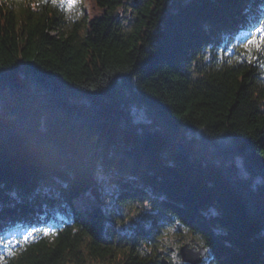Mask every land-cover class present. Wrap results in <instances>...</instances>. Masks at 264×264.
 I'll use <instances>...</instances> for the list:
<instances>
[{
    "label": "trees",
    "instance_id": "obj_1",
    "mask_svg": "<svg viewBox=\"0 0 264 264\" xmlns=\"http://www.w3.org/2000/svg\"><path fill=\"white\" fill-rule=\"evenodd\" d=\"M87 1L0 0V264H264V0Z\"/></svg>",
    "mask_w": 264,
    "mask_h": 264
},
{
    "label": "rangeland",
    "instance_id": "obj_2",
    "mask_svg": "<svg viewBox=\"0 0 264 264\" xmlns=\"http://www.w3.org/2000/svg\"><path fill=\"white\" fill-rule=\"evenodd\" d=\"M59 4V7L62 9V11L65 13L68 19H70V15L74 12H76L77 16L82 17L83 14H85L89 8L88 1L87 0H55ZM136 2L139 0H135ZM143 1V0H141ZM75 4V7H70V5ZM128 15V14H127ZM123 24L125 25L128 23L126 16L121 17ZM113 202H108L106 204V213L108 217H112L113 213H111V210H113ZM117 215V224L116 227H119L122 230H125L131 226L137 225L145 216V207L143 208L140 204H133L130 206H127L126 208H123L121 211H116ZM111 222V219H110ZM173 229H169L165 233L166 243H168V240L171 235L173 234ZM29 235V234H28ZM27 235V236H28ZM16 239L13 236H6V237H0V261L2 260V257L7 255L12 249L15 247ZM196 241L194 240L191 242L193 245ZM198 243V242H196ZM199 246L203 247L198 243ZM161 259L164 260L167 264H169L168 261H171V259H175L176 255H178V251L174 250L171 254L164 257L163 252L161 251ZM206 256H204L203 261L204 262ZM179 258V256H178Z\"/></svg>",
    "mask_w": 264,
    "mask_h": 264
},
{
    "label": "water",
    "instance_id": "obj_3",
    "mask_svg": "<svg viewBox=\"0 0 264 264\" xmlns=\"http://www.w3.org/2000/svg\"><path fill=\"white\" fill-rule=\"evenodd\" d=\"M205 254L206 250L204 247L199 246L198 243H194L193 245L190 243L184 244L178 249L181 261L187 264H200ZM162 264L167 263L163 260Z\"/></svg>",
    "mask_w": 264,
    "mask_h": 264
},
{
    "label": "snow or ice",
    "instance_id": "obj_4",
    "mask_svg": "<svg viewBox=\"0 0 264 264\" xmlns=\"http://www.w3.org/2000/svg\"><path fill=\"white\" fill-rule=\"evenodd\" d=\"M76 5L75 4H72L70 5V7H75ZM45 235H48L47 233H45Z\"/></svg>",
    "mask_w": 264,
    "mask_h": 264
}]
</instances>
